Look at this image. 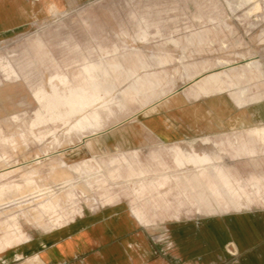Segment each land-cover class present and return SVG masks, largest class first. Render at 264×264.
Listing matches in <instances>:
<instances>
[{
    "label": "rangeland",
    "instance_id": "obj_1",
    "mask_svg": "<svg viewBox=\"0 0 264 264\" xmlns=\"http://www.w3.org/2000/svg\"><path fill=\"white\" fill-rule=\"evenodd\" d=\"M25 9L0 33V251L55 239L81 217L132 211L163 234L180 216L264 207V0H26ZM210 72L218 95L189 100L186 89ZM144 73L164 76L146 107L145 87L130 89ZM78 87L94 102L56 112ZM87 116L99 132L83 131ZM225 157L247 158L249 173ZM224 250L239 254L231 241Z\"/></svg>",
    "mask_w": 264,
    "mask_h": 264
},
{
    "label": "crops",
    "instance_id": "obj_2",
    "mask_svg": "<svg viewBox=\"0 0 264 264\" xmlns=\"http://www.w3.org/2000/svg\"><path fill=\"white\" fill-rule=\"evenodd\" d=\"M25 1L0 0V33L21 24L26 10ZM248 63L251 61L244 64ZM214 74L210 72L193 80L194 87L186 89V97L189 100H197L218 95V91L221 90L220 80ZM163 77V73H144L133 79L144 82V85L136 83L130 87L131 91L135 92L141 91L142 86L145 87L143 91L145 94L141 95L143 98L138 100L140 104L146 107L152 103V99L160 96L154 81L163 80ZM89 87L94 89V85ZM75 91L76 95L81 97V108L77 110L72 100ZM65 97L64 105L56 104V112L64 111L67 114L68 110L79 111L94 102L93 94L87 93L83 87L66 89ZM123 99L133 100L129 95ZM230 103L233 105V101ZM85 123L82 127L84 132L88 131L90 134L99 132L91 118L88 117ZM260 124L261 122L257 127L259 135ZM73 127L72 123L70 128ZM155 139L157 143L158 140L163 143L172 142L171 139L160 136H156ZM234 139L229 137L210 142L204 139L202 143L214 145L217 141ZM204 151L210 153L214 150L203 149L197 154ZM213 158L216 159L217 156L211 155L210 159ZM196 159L200 162L204 160L201 156ZM225 161L240 163L238 167L233 164L239 176L243 177L249 173L247 158L228 160L225 157ZM244 170L246 173L241 172ZM213 173V169L210 168V174ZM172 220L167 233L153 234L145 228L148 225L144 226L137 221L132 211L129 215L114 213L93 219L77 218L58 231L55 239L35 237L1 250L0 264H264V207L242 208L211 216L184 215ZM229 241L235 244L239 252L235 259H229L224 250V245Z\"/></svg>",
    "mask_w": 264,
    "mask_h": 264
},
{
    "label": "built area",
    "instance_id": "obj_3",
    "mask_svg": "<svg viewBox=\"0 0 264 264\" xmlns=\"http://www.w3.org/2000/svg\"><path fill=\"white\" fill-rule=\"evenodd\" d=\"M226 251L227 253L232 254V255L236 254V249L232 244H228L226 246Z\"/></svg>",
    "mask_w": 264,
    "mask_h": 264
},
{
    "label": "bare ground",
    "instance_id": "obj_4",
    "mask_svg": "<svg viewBox=\"0 0 264 264\" xmlns=\"http://www.w3.org/2000/svg\"><path fill=\"white\" fill-rule=\"evenodd\" d=\"M90 118V117H89Z\"/></svg>",
    "mask_w": 264,
    "mask_h": 264
}]
</instances>
